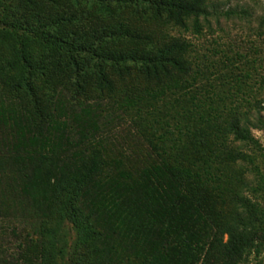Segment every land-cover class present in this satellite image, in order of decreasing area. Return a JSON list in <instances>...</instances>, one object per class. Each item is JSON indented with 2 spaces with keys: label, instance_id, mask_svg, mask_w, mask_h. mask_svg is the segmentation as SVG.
<instances>
[{
  "label": "trees",
  "instance_id": "trees-1",
  "mask_svg": "<svg viewBox=\"0 0 264 264\" xmlns=\"http://www.w3.org/2000/svg\"><path fill=\"white\" fill-rule=\"evenodd\" d=\"M207 14L208 0H0V264L29 252L32 264H64V221L77 234L66 264H242L260 254L264 205L243 192L261 191L264 177L251 187L241 163L261 117L239 110L240 98L202 107L190 94L191 43L152 42L163 27L199 33ZM167 93L178 94L165 110L172 129L160 112L153 119L161 158L133 167L106 132L120 112L143 116L142 103L158 111Z\"/></svg>",
  "mask_w": 264,
  "mask_h": 264
},
{
  "label": "rangeland",
  "instance_id": "rangeland-1",
  "mask_svg": "<svg viewBox=\"0 0 264 264\" xmlns=\"http://www.w3.org/2000/svg\"><path fill=\"white\" fill-rule=\"evenodd\" d=\"M93 9V5L86 8L87 17L94 14ZM263 9L264 0H208V14L205 18L200 17L199 33H194L191 28L183 30L171 26L163 27L152 34V42L158 45L175 36L185 38L191 43L188 56L192 64V73L197 79L190 94L195 96V102L200 100L205 109L212 106L224 111L231 102L234 103L235 99L240 98L236 103L238 109L248 111L252 119L259 115L264 123V28L260 26ZM114 13L108 18V23L119 19L120 11L114 10ZM132 21L137 25L140 23L135 19ZM100 23L101 17L97 13V25ZM149 30L152 28L148 27L147 31ZM168 95L169 93L165 96L166 105L162 104L164 99L158 103V111L152 110L148 103H142L144 106L141 117H137L135 109L123 112L120 110V118L106 132V135L115 142L113 153L122 158H129L131 166L137 167L155 158H161L151 147V144L156 142L157 135L162 132L160 124H154L153 119L154 115L160 112V116L170 123L172 129L173 119L166 111H169L170 104L174 102L173 97H177L178 94L167 97ZM174 109L178 107L174 106ZM150 124H154L157 129L154 134L149 129ZM251 133L256 139V145L242 146L251 161H243L241 164L247 169L244 178L252 187L260 184L261 178L264 177V128L252 127ZM167 143L168 141L165 142ZM243 193L253 196L264 205V188L254 194L249 190H244ZM207 199L210 203L214 195L208 196ZM218 216L216 213L213 218ZM76 237L72 225L64 221L62 242L67 251L62 258L64 264L72 254ZM4 238L2 243L4 247H9L17 254L15 244H12L14 237ZM34 260V253L29 252L25 257L19 254L15 260L3 264H32ZM259 263L264 264V248L258 255L252 252L248 260L242 264Z\"/></svg>",
  "mask_w": 264,
  "mask_h": 264
}]
</instances>
